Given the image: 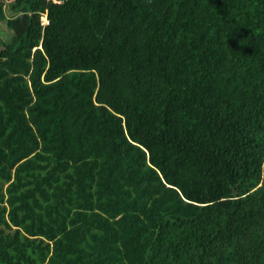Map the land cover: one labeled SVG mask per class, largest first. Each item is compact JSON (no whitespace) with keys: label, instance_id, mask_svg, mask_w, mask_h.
<instances>
[{"label":"trees","instance_id":"trees-1","mask_svg":"<svg viewBox=\"0 0 264 264\" xmlns=\"http://www.w3.org/2000/svg\"><path fill=\"white\" fill-rule=\"evenodd\" d=\"M0 264H264V0H0Z\"/></svg>","mask_w":264,"mask_h":264},{"label":"rangeland","instance_id":"rangeland-1","mask_svg":"<svg viewBox=\"0 0 264 264\" xmlns=\"http://www.w3.org/2000/svg\"><path fill=\"white\" fill-rule=\"evenodd\" d=\"M42 22H45L44 16L42 17ZM10 33H11L10 30L6 29L5 27H2V30H1L2 37L10 35Z\"/></svg>","mask_w":264,"mask_h":264}]
</instances>
